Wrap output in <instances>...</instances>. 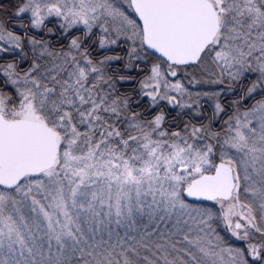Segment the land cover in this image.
<instances>
[{
    "label": "snow or ice",
    "instance_id": "1",
    "mask_svg": "<svg viewBox=\"0 0 264 264\" xmlns=\"http://www.w3.org/2000/svg\"><path fill=\"white\" fill-rule=\"evenodd\" d=\"M0 264H264V0H0Z\"/></svg>",
    "mask_w": 264,
    "mask_h": 264
}]
</instances>
